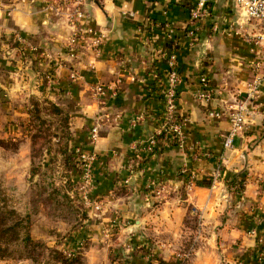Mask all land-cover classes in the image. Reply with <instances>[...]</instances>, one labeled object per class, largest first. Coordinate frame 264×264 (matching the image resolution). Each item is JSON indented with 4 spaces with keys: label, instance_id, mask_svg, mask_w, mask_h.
Returning a JSON list of instances; mask_svg holds the SVG:
<instances>
[{
    "label": "crops",
    "instance_id": "crops-1",
    "mask_svg": "<svg viewBox=\"0 0 264 264\" xmlns=\"http://www.w3.org/2000/svg\"><path fill=\"white\" fill-rule=\"evenodd\" d=\"M52 1L0 0V128L19 113L18 90L26 87L19 73L26 72L32 87L72 116L75 147L95 157L93 196L109 202L103 215L89 220L97 239L113 228L118 245L141 249L132 263L157 264L149 250L176 244L190 205L200 214L193 264H264V80L249 99L245 126L224 145L228 106L246 97L263 57L251 38L255 24L232 0H205L206 10L193 22L189 13L198 0H86L77 23L62 5L55 13ZM75 27L85 44L71 55L67 43ZM89 30L101 35L98 47ZM17 36L26 44L16 43ZM170 53L179 72L177 110L187 118L185 140L159 141L146 154L143 147L161 122ZM201 76L213 89L207 102L195 98ZM211 111L221 113L211 117ZM16 133L3 128L0 136ZM217 170L210 187L194 182L186 188L188 174L214 179ZM238 174L240 192L230 184ZM214 247L216 253L208 251Z\"/></svg>",
    "mask_w": 264,
    "mask_h": 264
},
{
    "label": "rangeland",
    "instance_id": "rangeland-1",
    "mask_svg": "<svg viewBox=\"0 0 264 264\" xmlns=\"http://www.w3.org/2000/svg\"><path fill=\"white\" fill-rule=\"evenodd\" d=\"M19 76V83H26L18 90L19 113L15 120L1 122L0 128V132L9 127L17 130L11 137L0 136V200L15 213L0 219V229L16 221L21 224L11 226L1 238L4 251H0V264H60L56 252L65 257L68 251L74 252L72 258H67L71 264H131L141 249L118 245L113 228L99 232V239L88 230L89 220L103 215L109 202L108 198L93 196L94 185L86 193L87 199L83 197L82 155L87 153L73 143L72 116L42 94L38 85L32 87L33 80L26 72ZM49 83L51 80L46 77L44 84ZM49 102L69 116L54 113ZM94 203L101 204L100 210L93 207ZM188 210L176 244L170 249L149 250L157 264L194 263L200 240V214L192 211L190 205ZM27 234L31 238L29 244L24 240ZM208 251L218 250L214 247Z\"/></svg>",
    "mask_w": 264,
    "mask_h": 264
},
{
    "label": "built area",
    "instance_id": "built-area-1",
    "mask_svg": "<svg viewBox=\"0 0 264 264\" xmlns=\"http://www.w3.org/2000/svg\"><path fill=\"white\" fill-rule=\"evenodd\" d=\"M86 0H53L52 4L54 7L52 9L55 13L58 12V6H63L65 9L69 20L73 23H77L79 19L83 17L82 12V4ZM242 12L245 20L247 22H253L255 27L258 29V32L251 36V38L257 43L261 44L263 50L262 59L254 65V70L256 73V77L253 81L248 82L246 84V97L241 99H236L235 102L228 106V116L230 120V130L228 135L224 140L225 146H230L234 136L243 129L247 122V116L250 113L249 109V99L256 94L260 84L264 80V0H232ZM206 10L205 0H198L196 5L190 10L189 13V21L193 22L200 18L204 11ZM75 25L73 24V27ZM92 30H89V33H92ZM93 34V39H91V45L98 47L102 42L101 35L96 33ZM187 34L190 36L194 35V30L192 28H188ZM16 41L25 45V39L21 36L16 37ZM85 44V36L80 34L77 31V28L73 30L70 35L67 43V50L72 55L76 49ZM168 70L165 75V87L163 91V104L164 109L161 117V122L159 125L158 132L156 131L153 135H151L148 139L147 144L143 147V152L146 154L153 153L159 141H163L164 143H175L182 144L185 140V125L187 118L180 114L177 110V85L179 81V72L176 66V56L174 53H170L167 57ZM97 92L99 94H104V89L102 85L97 87ZM213 89L208 84V81L205 76L200 77V86L198 90L195 92V98L197 100L207 102L212 99ZM221 112L219 111H211L209 112V116L218 117ZM99 125L93 126L91 128L90 136L94 141L99 136ZM158 135H161L157 138ZM82 160L84 162V184L82 186V191L84 193L83 197L87 199L86 193L89 189H92L93 182V174H92V165L95 160V157L90 154H83ZM219 171L217 170L216 175L214 176V180L218 175ZM195 175L193 173L188 174L186 177L187 187L190 188L194 184ZM163 187H154V190L157 192H161ZM89 205H92L89 201L87 202ZM93 207L95 209L100 210L101 204L94 203ZM67 256L74 255L73 251L66 252Z\"/></svg>",
    "mask_w": 264,
    "mask_h": 264
},
{
    "label": "trees",
    "instance_id": "trees-1",
    "mask_svg": "<svg viewBox=\"0 0 264 264\" xmlns=\"http://www.w3.org/2000/svg\"><path fill=\"white\" fill-rule=\"evenodd\" d=\"M49 105L52 107V111L54 113H56L58 115H62V114L64 115V112H63L62 108H60L56 104H53L52 102H49ZM35 107H38V105L35 104ZM67 116H69V113L68 114L65 113L64 118H67ZM160 136L161 135H158L157 138H159ZM238 177H241L242 179H238ZM243 180H244V178L242 177V174H238V175H235V177H233V179L230 181V184L235 186L236 190L238 192H240L244 188ZM194 182H195V185H197V186L210 187L212 185V183H213V177L212 176H203L202 178H195ZM14 213H15V211L13 209L12 210L8 209L5 206V203L0 200V219L8 217L6 214H14ZM189 213L190 212H187V214H189ZM20 224H21V221H16L11 226L15 227V226L20 225ZM11 226H7L6 228L0 229V241H1V238L4 237V235L6 233H8V231L11 229L10 228ZM24 240H25V242L27 244H29V242H31V238H30L29 234H27L25 236ZM0 251H4V248H1V246H0ZM77 253H79V252H77ZM2 256H5V254H2ZM67 258H72V257L71 256H65L64 257L59 252H56V259H57V261L60 262V264H71V262H69L67 260Z\"/></svg>",
    "mask_w": 264,
    "mask_h": 264
}]
</instances>
